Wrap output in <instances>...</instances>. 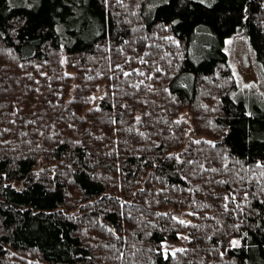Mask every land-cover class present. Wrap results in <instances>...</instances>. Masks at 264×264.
<instances>
[{
	"label": "trees",
	"instance_id": "16d2710c",
	"mask_svg": "<svg viewBox=\"0 0 264 264\" xmlns=\"http://www.w3.org/2000/svg\"><path fill=\"white\" fill-rule=\"evenodd\" d=\"M236 33L264 81V0H0V264H264V94L239 93Z\"/></svg>",
	"mask_w": 264,
	"mask_h": 264
},
{
	"label": "rangeland",
	"instance_id": "374dc122",
	"mask_svg": "<svg viewBox=\"0 0 264 264\" xmlns=\"http://www.w3.org/2000/svg\"><path fill=\"white\" fill-rule=\"evenodd\" d=\"M227 41H231V43H227ZM225 49L229 53L230 62L236 76L237 82L239 84L240 91L239 93L243 96H258L264 94L263 85V74L261 72V66L258 60L256 59L253 48L251 47L248 39L242 33H236L228 37L225 41ZM206 87V86H205ZM210 87V85H208ZM256 89L257 91L254 92ZM207 92V89H205ZM261 95V96H262ZM205 103V100L203 101ZM182 117L186 116L187 122L191 123L190 110L185 108L182 111ZM188 115V116H187ZM195 133V132H193ZM256 172V173H255ZM254 176L257 177V182L262 184L264 183V175L261 174V171L254 170ZM177 217L184 218L182 213H177ZM186 217V216H185ZM186 234L182 232L179 236L178 240H166L164 244L168 247L169 252L174 249H181L186 246L188 240L183 239ZM15 258H8L6 264H15ZM23 263H28L29 260L27 258L22 259ZM21 262V261H18Z\"/></svg>",
	"mask_w": 264,
	"mask_h": 264
},
{
	"label": "snow or ice",
	"instance_id": "6c2138e0",
	"mask_svg": "<svg viewBox=\"0 0 264 264\" xmlns=\"http://www.w3.org/2000/svg\"><path fill=\"white\" fill-rule=\"evenodd\" d=\"M163 2H164V3H168V0H163ZM198 2L201 3V4H204V3H205V0H198ZM172 23L175 24V23H178V21H173ZM227 43H231V41H227ZM147 55H148V53H145V56H147ZM129 59H131V58H129ZM140 63H141V64H145V63H147V61L144 60L143 58H141ZM116 68L119 69V70L123 73V75H124L125 77H128V76L132 75V73L127 72V71H124L123 68H122V66L119 65V64L116 65ZM155 71H156V72H161L162 70H161L159 67H156V68H155ZM133 72H135V73H137L138 75H141V76L145 75V74H144L142 71H140L139 69H134ZM148 78H149V79H152V76L149 75ZM140 83H143V81H141ZM102 98H103V97H99V99H102ZM89 99H90L91 101L94 102V101H95L96 99H98V98H97V97H90ZM97 110H99V109L97 108ZM136 120H137V122H140V121H141V117L138 115V116L136 117ZM113 123H115V121H113ZM141 135H143V133H141ZM195 143H200V141H195ZM175 159H176L178 162H180V163H187V164H190V165H198V166H199L201 169H203L204 171H209V170L212 171V172H216V171H218V169H205V168H204V165L201 164L199 160L180 161V157H179V155H177V156L175 157ZM255 167H256L257 169H261V170H262V171H261V174L264 175V164H262V163H260V162H257V164L255 165ZM225 168H227V165H225ZM185 179H187V178L185 177ZM219 183H223V181H220ZM262 190H264V189H262ZM142 191H143V190H142ZM245 195L247 196V193H246ZM224 199H225V201H228V200H229V197H228V196H225ZM231 199H232L233 202H235L236 197L233 195V196L231 197ZM126 204H127V202H124V204H122L121 206L124 207ZM237 207H239V205H237ZM224 208H225L226 211L228 210V205H227V203L224 205ZM156 215H158V216H159V215H165V216H167V215H169V214H168V213H163V214H161V213H157ZM188 215H195V213H191V212H190V213H188ZM171 218H172L173 220L177 221L178 223H180L181 225H185V226H187V225L190 223V222H186V221L183 220L182 218L176 217V216H174V215H173ZM192 227H199V226H198V225H192ZM237 227H238V226H237ZM108 231L114 233V230H113V229H108ZM244 236L246 237L247 234L245 233ZM118 239H119V237H118ZM183 239H186V240H187V239H189V237L185 236V237H183ZM240 244H241V241L238 240V239H233L232 241H230V245H231V247H233V248H235V247H237V246H240ZM113 247H114V246H113ZM161 248H162V250H163V256H164V259H165V260L169 259V256H171L173 259H175L177 253H184V252L188 251L187 249H174V250H172L171 252H169L168 247H167L164 243L161 244ZM119 258H120V259H123V253L120 254V257H119Z\"/></svg>",
	"mask_w": 264,
	"mask_h": 264
}]
</instances>
